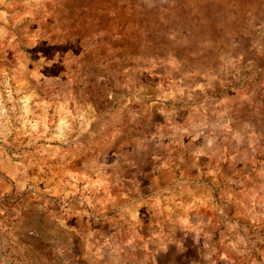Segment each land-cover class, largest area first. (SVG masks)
I'll list each match as a JSON object with an SVG mask.
<instances>
[{
    "label": "rangeland",
    "instance_id": "1",
    "mask_svg": "<svg viewBox=\"0 0 264 264\" xmlns=\"http://www.w3.org/2000/svg\"><path fill=\"white\" fill-rule=\"evenodd\" d=\"M0 264H264V0H0Z\"/></svg>",
    "mask_w": 264,
    "mask_h": 264
}]
</instances>
